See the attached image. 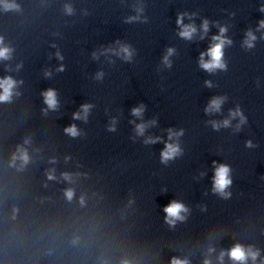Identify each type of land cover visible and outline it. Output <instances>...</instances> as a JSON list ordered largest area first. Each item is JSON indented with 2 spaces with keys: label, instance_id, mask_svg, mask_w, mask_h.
<instances>
[{
  "label": "clouds",
  "instance_id": "clouds-1",
  "mask_svg": "<svg viewBox=\"0 0 264 264\" xmlns=\"http://www.w3.org/2000/svg\"><path fill=\"white\" fill-rule=\"evenodd\" d=\"M3 7L5 11L17 9L19 8L18 5L15 3H8L5 0ZM65 10L68 14H72L73 9L70 5L65 6ZM137 15L129 16L126 18L125 23H132L139 21L141 23H147L148 18L146 16H142L144 11L143 7L135 8ZM258 11L264 13V4H261L258 8ZM196 13H188V12H178L176 16V26L178 28L177 35L184 40L191 41L193 37L198 33V28L194 22V17ZM185 18H187L190 22L185 23ZM214 26H217L219 31L217 34L212 35L210 38V45L199 55L198 65L199 67L208 72L210 74L215 73L217 70L220 71H227L228 65L224 59V49L226 46H231L233 41L226 35L228 28L226 26H221L216 21L211 22ZM209 25L210 21L207 18H203L201 20V24L199 26V35L200 39L203 40L209 33ZM264 19H260L257 21V26L255 32H261L260 39H264ZM253 29L249 28L245 32V38L242 41V47L246 50H251L255 47V41L257 40V36L255 35ZM119 45L118 48L108 47L103 50L104 53H112L118 57H121L125 61H131L134 50L131 48L130 45L121 43L120 41H116ZM0 44H3V38L0 37ZM55 47V45H53ZM11 49L7 46L0 47V59L7 60L10 58ZM175 54V49L173 47H168L166 49V53L162 57V64L171 69L172 61L170 57ZM57 60H63V56L59 51L55 53ZM93 58H98L97 53L93 52ZM207 57V59H205ZM64 65L61 64L56 69L58 72H63ZM44 75L46 78L50 77L52 73L50 71H45ZM104 73L97 72L95 78L100 80L103 78ZM17 81L14 80L11 76H6L0 79V103L2 102H11L13 96V90L17 86ZM205 87L212 88L213 84L210 80L204 81ZM41 96L43 97V103L47 106L44 109H41L44 115H47L49 110L55 111L58 108V100H57V91L53 88H48L41 92ZM227 97L226 96H213L211 100L208 102L207 106L204 108V112L206 115H211L213 113H219L221 111V106L225 103ZM93 107L90 103H83L80 105L78 111L72 113V120H81L87 122L88 114ZM145 111V105L143 103L139 104L136 107L131 109V115L141 119L140 123H136L134 120H130V124H134V131L136 136H144L146 129L151 126H155L157 121L153 119L151 121H143V113ZM239 118V123L236 125V130L239 131L240 127L247 123V117L243 114L239 105H237L234 109H229L228 117L223 120H209L207 123L211 124L213 130L218 131L220 128H227L231 125V121L233 119ZM116 120L115 118L112 119L111 123L107 127V131L115 132L116 131ZM64 133L72 138L78 137L81 135L80 129L76 126V124L72 123L68 126H65L63 129ZM167 132V139H164L161 136H147L143 143L144 144H156V143H163L164 148L160 152V162L162 164L167 165L170 160L175 159L177 156L182 154V149L179 146V143L176 142L180 136L183 135L184 130L181 128L179 130H175L173 128H168ZM134 139V138H133ZM25 143H29L28 140H25ZM257 145L253 144L251 140L245 141V147L247 148H254ZM17 154L13 155V163L19 159L21 161V165H26L30 157L26 149L18 146ZM65 159H69L66 157ZM51 163H55L53 159L50 161ZM213 169H214V176H213V187L212 192L214 194H218L220 197L224 199H228L231 196V193L227 191V189L232 184V179L230 176L231 168L227 164L218 163L217 161H212ZM55 169H51L47 172V179L48 180H55ZM63 179L66 181H71V175L69 173H62L61 174ZM203 175V174H202ZM167 189L163 188L161 190L162 194H166ZM74 195L72 189H67L65 191V196L67 199L71 200ZM163 212L165 213L164 221L169 226H175L177 220L183 221L185 217L181 215V213L188 212V208L185 206L184 203L179 202L175 199L171 200L166 206L163 207ZM214 251V249L210 248L209 252ZM227 255L233 264H247L249 259L252 260L253 264H255L257 257L259 256V250H253L251 246L245 247L239 243L232 246L229 250L221 251L218 257L220 264H223L224 256ZM127 264V262H125ZM170 264H188L187 260H182L176 257L171 259ZM204 264H211L209 260H205Z\"/></svg>",
  "mask_w": 264,
  "mask_h": 264
}]
</instances>
